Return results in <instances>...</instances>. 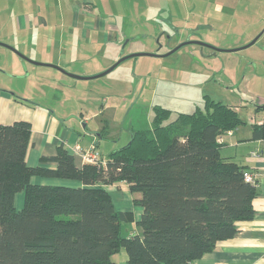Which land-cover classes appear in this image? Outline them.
I'll return each instance as SVG.
<instances>
[{
    "label": "trees",
    "instance_id": "trees-1",
    "mask_svg": "<svg viewBox=\"0 0 264 264\" xmlns=\"http://www.w3.org/2000/svg\"><path fill=\"white\" fill-rule=\"evenodd\" d=\"M171 113L153 106L150 129L132 130L124 147L97 162L77 166L60 145L42 157L53 169L26 163L28 121L0 123V264H120L112 256L122 248L126 264H191L233 237L253 218L257 181L221 156L216 139L244 121L233 105L209 97L203 108L168 120ZM252 137H264V122L252 124ZM32 176L77 184H37ZM116 182L141 209L132 228L133 211L117 209L107 188Z\"/></svg>",
    "mask_w": 264,
    "mask_h": 264
},
{
    "label": "crops",
    "instance_id": "crops-1",
    "mask_svg": "<svg viewBox=\"0 0 264 264\" xmlns=\"http://www.w3.org/2000/svg\"><path fill=\"white\" fill-rule=\"evenodd\" d=\"M38 1L41 2L43 8L46 7L45 12L41 11L40 7L33 8L28 4V0H0L5 7L21 10L17 17L18 24L8 23L6 17L3 19L0 28V42L12 46L23 55L31 56L37 61L47 62L68 73L81 75H93L106 67L95 65L96 67L90 70H73L71 62L86 56L84 50L87 52L89 49V55L100 52L102 49L110 50L114 57L117 55L122 57L134 51L144 52L147 49L145 44L130 37H128L130 39L128 50L124 52L125 48H123L121 52L119 51V43L122 42L125 33H132L127 24H123V17L126 12L129 14L131 9H135L136 4L144 10L142 14L151 13V7L155 5H164L161 3L162 0ZM54 2L57 4L55 8ZM51 8H57L58 12L52 13ZM171 9L162 8L159 13L151 14V17L171 21L176 16ZM165 14L166 17H164ZM57 18L63 23L70 24L71 22L75 29L76 27L81 29L74 33L52 30L49 25L58 22ZM120 22L122 25H119ZM160 29H163L162 24ZM55 57L57 61L54 60ZM63 57H69L65 60L70 64H68L69 67L63 64ZM252 57L254 65L258 62L264 64V49ZM29 64H33L35 68ZM66 72L49 65L31 63L0 44V123L10 124L16 120H25L30 123L31 133L25 154L26 163L30 166L41 165L51 169L55 168L56 162L44 161L42 157L54 155L60 145H63L74 157L75 164L81 166L86 160L79 153L74 152L73 147L79 144L85 149L93 144L96 150L99 139L109 128L105 118L102 117L99 121L96 119V116L103 115L104 106L97 107L94 113L85 111L89 106L66 108V103L70 100L68 89L81 80H87L72 77ZM22 77L26 78L25 85L21 80ZM243 79H245L244 76ZM39 82L42 91L38 88L34 89L35 84ZM77 102L82 104L84 100L77 99ZM242 103V101L229 102L238 114ZM257 106L263 107L264 105ZM254 107L245 105L248 110L245 120L239 114L244 123L235 129L224 131L216 139L220 143L222 157L244 165L247 171L255 176L258 193L252 200L253 218L239 222V230L233 237L218 242L212 251L203 254L191 264H264V137H252V124L264 122V109L258 108L257 110ZM78 110L79 113L76 114ZM253 150H258L259 155L251 156L250 152ZM98 154L100 156L99 152ZM30 180L37 184H77L76 181L70 179L41 176H32ZM118 185L127 189L125 182H119ZM109 186L111 184L107 188ZM126 193L130 194L128 189ZM112 194L118 197L116 193L112 192ZM130 197L132 200L131 194ZM22 200L23 193H16L15 206L17 209L21 208ZM131 200L126 201L125 204L134 210L133 223L135 224L141 209L134 206ZM123 264H126L125 259Z\"/></svg>",
    "mask_w": 264,
    "mask_h": 264
},
{
    "label": "rangeland",
    "instance_id": "rangeland-1",
    "mask_svg": "<svg viewBox=\"0 0 264 264\" xmlns=\"http://www.w3.org/2000/svg\"><path fill=\"white\" fill-rule=\"evenodd\" d=\"M54 3L55 8L57 4ZM161 3L164 5L151 7L149 14H142L144 10L137 4L129 14L126 12L123 24H127L132 33H125L119 43L122 47L121 50L119 47V51L125 48L126 52L130 37L145 44L147 49L144 52L158 55L131 56L105 75L81 80L68 89V109L74 106H89L85 111L94 113L97 107L104 106L103 115L96 116L98 121L102 117L105 118L109 125L105 135L99 139L96 149L103 159H106L111 150L124 147L130 141L132 130L150 129L155 105L171 110L168 120L173 119L176 112H192L197 107L203 108L206 97L225 103L242 101L239 114L244 120L248 112L245 105L251 108L264 105V64L252 63V56L264 49V0H162ZM28 4L35 9L40 7L41 11H46V7L43 8L38 0H28ZM162 8H172L176 16L171 21L151 17V14L159 13ZM50 11L56 13L58 9L51 8ZM20 12L17 8L5 7L0 3V28L5 17L8 23L18 24L17 17ZM56 21L58 22L49 25L52 30L74 33L81 29H75L71 22L63 23L59 18ZM127 21L129 23H126ZM161 24L163 29H160ZM257 35L259 37L253 44L244 47ZM186 41L205 44L200 46L193 42L180 45ZM178 45L180 46L177 49L168 53ZM214 46L218 49L209 48ZM238 47L242 48L230 50ZM84 53L87 55L74 57L77 59L71 62L73 70L106 66L95 73L99 74L120 58V55L114 57L110 50L105 49L92 55L88 54L89 49L87 52L84 50ZM131 53L133 52L126 55ZM29 58L37 61L31 56ZM68 58H62L63 64H69L65 61ZM54 60L57 61V57ZM29 65L35 68L33 64ZM21 80L25 85L26 78L22 77ZM35 88L41 90V83H36ZM77 99H83L84 102L79 104ZM73 113L75 114V111ZM78 113L79 110L76 114ZM78 148L84 153L79 144L73 147L74 152L78 153ZM93 150L96 151L95 148ZM86 160L90 162L88 157ZM118 183H113L108 188L118 195L117 209L134 211L125 204L131 200L130 194ZM126 225L128 228L135 226L133 222ZM124 228L122 233L125 235L127 233ZM112 258L123 264L126 259L124 249Z\"/></svg>",
    "mask_w": 264,
    "mask_h": 264
},
{
    "label": "water",
    "instance_id": "water-1",
    "mask_svg": "<svg viewBox=\"0 0 264 264\" xmlns=\"http://www.w3.org/2000/svg\"><path fill=\"white\" fill-rule=\"evenodd\" d=\"M258 37H259V35H257L256 37H254V39H252V41L249 42V43H248L247 45H245L244 47L253 44V43L257 40ZM193 42H196L197 44H199V45H201V46L205 44V43H201V42H199V41H186V42L181 43L180 45L185 44V43H193ZM0 44H1V45H4V46H6V47H8V48L11 49L13 52H15V53H17L19 56H21L23 59H25V60H27V61H29V62H31V63L38 64V65H49V66H52V67H54V68L60 69V70H62L63 72H66V71H64L62 68H60V67H58V66H56V65L48 64V63H42V62H38V61L32 60V59H30L29 57H27V56L23 55L22 53H20L19 51H17L15 48H13V47L10 46V45H7V44L2 43V42H0ZM180 45H178L176 48L172 49V50L169 51L168 53H170V52H172L173 50L177 49ZM240 48H242V47L233 48V49H230V50H231V51H235V50L240 49ZM213 49L216 50V49H218V48L214 47ZM168 53H167V54H168ZM137 55H158V54H156V53H149V52H133V53H131V54L124 55V56L120 57V58H119V59H118L113 65H111L110 67H108L107 69H105L104 71H102L101 73H99V74H95V75H91V76H80V75H76V74H73V73H68V72H66V73H67L68 75L72 76V77H75V78H82V79H89V78H93V77L96 78V77H99V76H103V75H105L106 73H108L109 71H111V70H112V69H113L118 63H120L121 61H123V60H125V59H127V58H129V57H131V56H137Z\"/></svg>",
    "mask_w": 264,
    "mask_h": 264
},
{
    "label": "built area",
    "instance_id": "built-area-1",
    "mask_svg": "<svg viewBox=\"0 0 264 264\" xmlns=\"http://www.w3.org/2000/svg\"><path fill=\"white\" fill-rule=\"evenodd\" d=\"M89 147L90 148L87 147L88 149L87 148L84 149V153L81 152V149L80 148H78V151H79L78 153L85 160L88 157V159H89L88 161H90V162H97V161H99V154H98V152L93 150V148H95V146L92 144ZM258 153H259L258 150H253V151L250 152V155L253 156V157H255V156H258L259 155ZM244 178L248 182H251V183H254L255 182V176H254V174L250 173L249 171L244 172Z\"/></svg>",
    "mask_w": 264,
    "mask_h": 264
},
{
    "label": "flooded vegetation",
    "instance_id": "flooded-vegetation-1",
    "mask_svg": "<svg viewBox=\"0 0 264 264\" xmlns=\"http://www.w3.org/2000/svg\"><path fill=\"white\" fill-rule=\"evenodd\" d=\"M201 46V45H200ZM202 46H204V45H202ZM215 47V46H214ZM214 47H209V48H211L212 50H215V49H213Z\"/></svg>",
    "mask_w": 264,
    "mask_h": 264
}]
</instances>
